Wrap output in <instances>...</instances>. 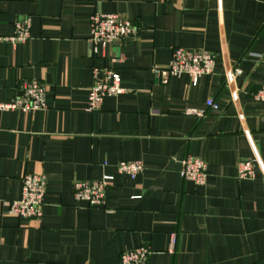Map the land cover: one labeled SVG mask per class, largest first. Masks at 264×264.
I'll list each match as a JSON object with an SVG mask.
<instances>
[{
  "label": "crops",
  "instance_id": "crops-1",
  "mask_svg": "<svg viewBox=\"0 0 264 264\" xmlns=\"http://www.w3.org/2000/svg\"><path fill=\"white\" fill-rule=\"evenodd\" d=\"M95 13L127 17L136 35L92 54ZM25 17L29 38L13 44ZM176 47L215 53L213 72L196 85L166 74ZM93 65L117 70L123 92L90 112ZM25 80L45 85V107L0 110V264H115L138 246L146 264H264V103L252 97L264 86V0H0V102ZM189 155L206 162L202 185L179 174ZM244 159L261 163L248 179ZM121 160L143 171L119 174ZM26 173L46 179L39 218L8 213ZM104 174L103 205L73 197L74 181Z\"/></svg>",
  "mask_w": 264,
  "mask_h": 264
},
{
  "label": "built area",
  "instance_id": "built-area-1",
  "mask_svg": "<svg viewBox=\"0 0 264 264\" xmlns=\"http://www.w3.org/2000/svg\"><path fill=\"white\" fill-rule=\"evenodd\" d=\"M31 27L30 17L17 20L14 23V34L9 40L15 44L29 38ZM137 28L130 20L118 13L102 14L95 13L90 18V31L88 43L92 54L98 53L105 45L136 35ZM217 61V55L204 49H188L176 47L171 53L170 62L164 70L168 75L179 76L186 74L190 77L192 85H196L198 78L204 74H211ZM92 85L87 98V111H97L101 107L105 96H116L123 92L120 86V75L111 66L93 65ZM160 73V69H155ZM240 70L229 68L225 72L227 83L239 74ZM45 85L36 80H25L19 85L16 95L9 102H0V110H19L23 112L35 111L45 107ZM235 97V93H232ZM252 97L264 103V86L257 89ZM205 107L217 109L218 105L212 98H207ZM189 114L197 117L204 115V108H190L186 110ZM254 161L256 159H244L237 164V176L240 179H248L254 175ZM116 172L135 178L143 171L141 161L121 160L115 165ZM185 180H190L196 185H202L206 181V162L195 156H187L182 161L179 172ZM112 174H104L100 178L88 181H74L72 195L76 200L86 201L90 206L103 205L106 201V193L113 180ZM21 195L18 199L8 203V213L18 218H39L42 214V204L46 187L44 175L26 173L21 178ZM173 242V239H172ZM150 249L146 246H138L122 252L115 264H146Z\"/></svg>",
  "mask_w": 264,
  "mask_h": 264
}]
</instances>
